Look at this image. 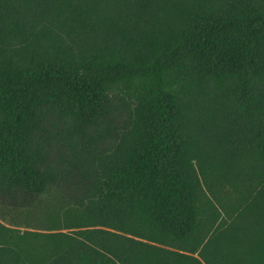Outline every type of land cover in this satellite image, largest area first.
I'll return each instance as SVG.
<instances>
[{"label": "trees", "instance_id": "trees-1", "mask_svg": "<svg viewBox=\"0 0 264 264\" xmlns=\"http://www.w3.org/2000/svg\"><path fill=\"white\" fill-rule=\"evenodd\" d=\"M0 264H264V0H0Z\"/></svg>", "mask_w": 264, "mask_h": 264}, {"label": "rangeland", "instance_id": "rangeland-1", "mask_svg": "<svg viewBox=\"0 0 264 264\" xmlns=\"http://www.w3.org/2000/svg\"><path fill=\"white\" fill-rule=\"evenodd\" d=\"M125 116V115H124ZM236 118H238V115H235ZM62 126V127H61ZM60 126V128H62V131H65V133H72L74 138H76L77 133L75 130H71V128H69L68 124H62ZM98 132L95 130H87L85 131V134L80 136V141L81 142H87V144H89L91 142V140L93 141L95 136H97ZM225 144H223L222 146H219V148L217 147L215 149V145L209 144L210 146L207 147L206 151L204 152V155H206L208 158L207 160V167L208 170L210 172V175L213 176V179L215 176H229L230 178L233 177V173L235 172L234 168H237L239 166L240 163L243 162V160L245 159L247 162L245 164V166L240 168L242 170H246L248 172L251 171V167L249 166V160L250 158L247 156H245L246 158H244V156H240L239 154H237V152L233 151V138L229 137L226 141L225 139ZM94 144V143H93ZM91 145V144H89ZM241 159V161H240ZM248 163V164H247ZM247 183H237V185L233 186L231 185L228 181L223 183L222 188L220 187L221 184L218 185V187H220V191L219 194L221 195H230L234 198H237L239 196H242L243 193L245 192V184ZM242 237L243 234H241ZM244 239H246V237H244ZM240 247H237V251ZM243 248L245 249L246 246ZM216 249V245L212 244L211 247L208 248V252L211 256V252L212 250ZM245 261V259H243Z\"/></svg>", "mask_w": 264, "mask_h": 264}]
</instances>
